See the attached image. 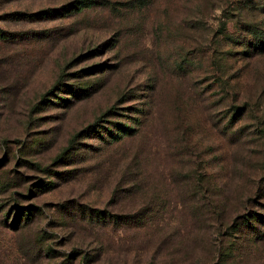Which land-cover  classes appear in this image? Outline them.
I'll use <instances>...</instances> for the list:
<instances>
[{"label":"rangeland","instance_id":"obj_1","mask_svg":"<svg viewBox=\"0 0 264 264\" xmlns=\"http://www.w3.org/2000/svg\"><path fill=\"white\" fill-rule=\"evenodd\" d=\"M0 264H264V0H0Z\"/></svg>","mask_w":264,"mask_h":264},{"label":"trees","instance_id":"obj_2","mask_svg":"<svg viewBox=\"0 0 264 264\" xmlns=\"http://www.w3.org/2000/svg\"><path fill=\"white\" fill-rule=\"evenodd\" d=\"M30 17H32V15H30ZM94 126H95V124L92 126H89L84 132L88 131L89 129H92ZM95 129L96 128H94L92 130V134H95V137L97 136L98 138H101L100 136L96 135L97 131H95ZM117 129L119 130L118 133H116L117 136H120L121 134H123V135L129 134L128 132L130 131V129H128L127 127L120 126V125H118ZM106 132L108 134L107 136L116 135L115 133L110 132L108 130ZM59 158L60 157H57L54 162L58 161ZM14 210H15V212L13 211L14 213L12 215V221L10 224L11 228H13L14 230H18L24 224V222L26 223L28 220H30V218H32L33 216H35L39 212V209L35 206H26L23 208H15ZM11 214H12V212H11Z\"/></svg>","mask_w":264,"mask_h":264}]
</instances>
